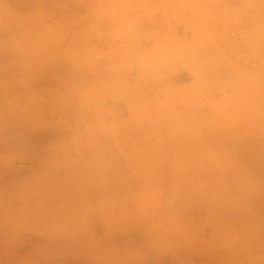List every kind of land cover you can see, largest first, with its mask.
Listing matches in <instances>:
<instances>
[{"label": "clouds", "instance_id": "clouds-1", "mask_svg": "<svg viewBox=\"0 0 264 264\" xmlns=\"http://www.w3.org/2000/svg\"><path fill=\"white\" fill-rule=\"evenodd\" d=\"M0 264H264V0H0Z\"/></svg>", "mask_w": 264, "mask_h": 264}]
</instances>
